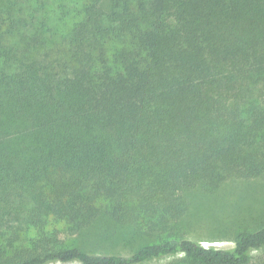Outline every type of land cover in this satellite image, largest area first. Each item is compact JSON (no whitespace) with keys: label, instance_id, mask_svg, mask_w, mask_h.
<instances>
[{"label":"trees","instance_id":"1","mask_svg":"<svg viewBox=\"0 0 264 264\" xmlns=\"http://www.w3.org/2000/svg\"><path fill=\"white\" fill-rule=\"evenodd\" d=\"M18 1L0 5V264H264V225L231 248L182 234L191 193L264 174V0ZM109 237L135 248L93 250Z\"/></svg>","mask_w":264,"mask_h":264},{"label":"rangeland","instance_id":"2","mask_svg":"<svg viewBox=\"0 0 264 264\" xmlns=\"http://www.w3.org/2000/svg\"><path fill=\"white\" fill-rule=\"evenodd\" d=\"M8 1L10 0H0V5L5 7ZM25 1L18 2L25 4ZM49 1L51 0H48V3ZM76 1L71 0L70 7ZM205 191L199 190L190 194L189 208L182 222L184 237L198 240L204 246L231 248L234 237L240 230H253L264 225V174L254 178L229 179L216 190ZM62 236L69 246L79 241L74 236L69 237L66 234ZM95 244L97 245H94L93 250L97 253L126 255L135 248L133 238L131 245L122 239L110 237L97 240ZM252 256L256 261L264 258V247L255 250ZM172 258L154 259L144 264H166Z\"/></svg>","mask_w":264,"mask_h":264}]
</instances>
